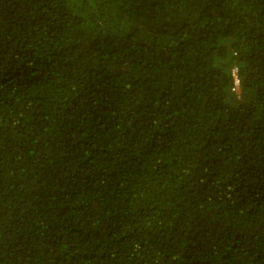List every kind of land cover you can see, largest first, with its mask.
Segmentation results:
<instances>
[{
  "label": "trees",
  "instance_id": "trees-1",
  "mask_svg": "<svg viewBox=\"0 0 264 264\" xmlns=\"http://www.w3.org/2000/svg\"><path fill=\"white\" fill-rule=\"evenodd\" d=\"M0 264H264V0H0Z\"/></svg>",
  "mask_w": 264,
  "mask_h": 264
},
{
  "label": "built area",
  "instance_id": "built-area-1",
  "mask_svg": "<svg viewBox=\"0 0 264 264\" xmlns=\"http://www.w3.org/2000/svg\"><path fill=\"white\" fill-rule=\"evenodd\" d=\"M232 78H233V86L231 88L232 91H237L239 86V78L237 76L236 68H232L230 72Z\"/></svg>",
  "mask_w": 264,
  "mask_h": 264
}]
</instances>
